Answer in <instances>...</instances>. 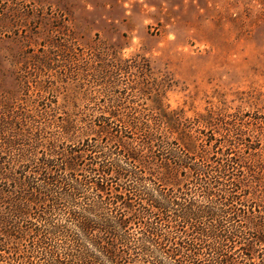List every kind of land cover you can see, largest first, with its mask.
<instances>
[{
	"label": "rangeland",
	"instance_id": "rangeland-1",
	"mask_svg": "<svg viewBox=\"0 0 264 264\" xmlns=\"http://www.w3.org/2000/svg\"><path fill=\"white\" fill-rule=\"evenodd\" d=\"M172 112L264 207V0H0V219L43 155Z\"/></svg>",
	"mask_w": 264,
	"mask_h": 264
},
{
	"label": "trees",
	"instance_id": "trees-1",
	"mask_svg": "<svg viewBox=\"0 0 264 264\" xmlns=\"http://www.w3.org/2000/svg\"><path fill=\"white\" fill-rule=\"evenodd\" d=\"M98 123L102 137L19 173L0 264H264V207L239 199L241 162L192 132L199 121L172 112L139 123L141 138Z\"/></svg>",
	"mask_w": 264,
	"mask_h": 264
}]
</instances>
